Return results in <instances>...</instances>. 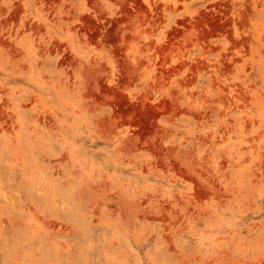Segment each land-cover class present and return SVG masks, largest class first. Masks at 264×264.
I'll list each match as a JSON object with an SVG mask.
<instances>
[{"label":"rangeland","instance_id":"1","mask_svg":"<svg viewBox=\"0 0 264 264\" xmlns=\"http://www.w3.org/2000/svg\"><path fill=\"white\" fill-rule=\"evenodd\" d=\"M0 264H264V0H0Z\"/></svg>","mask_w":264,"mask_h":264}]
</instances>
